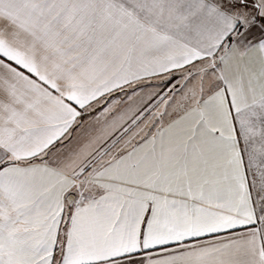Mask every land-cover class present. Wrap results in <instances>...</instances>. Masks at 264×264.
I'll return each mask as SVG.
<instances>
[{
  "label": "snow or ice",
  "instance_id": "snow-or-ice-1",
  "mask_svg": "<svg viewBox=\"0 0 264 264\" xmlns=\"http://www.w3.org/2000/svg\"><path fill=\"white\" fill-rule=\"evenodd\" d=\"M0 264H264V0H0Z\"/></svg>",
  "mask_w": 264,
  "mask_h": 264
}]
</instances>
